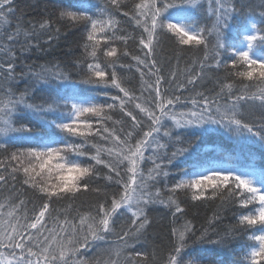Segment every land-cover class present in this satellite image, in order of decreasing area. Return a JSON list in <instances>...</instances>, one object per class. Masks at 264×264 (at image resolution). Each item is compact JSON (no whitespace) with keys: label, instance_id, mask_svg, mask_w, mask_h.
I'll return each mask as SVG.
<instances>
[{"label":"snow or ice","instance_id":"obj_1","mask_svg":"<svg viewBox=\"0 0 264 264\" xmlns=\"http://www.w3.org/2000/svg\"><path fill=\"white\" fill-rule=\"evenodd\" d=\"M204 2L105 0L94 12L84 0H46L38 23L13 29L14 0H0V187L11 190L0 202V264H224L194 257L191 245L225 248L240 236L249 243L230 264H264V164L253 147L264 161V0H206L210 23L198 16ZM62 26L84 31L80 54L66 53L67 65L26 63ZM164 42L177 62L167 77ZM186 53L199 55L180 68ZM125 58L138 89L121 71L133 67ZM221 130L233 146L201 152ZM89 191L102 199L82 211L75 202ZM215 200L236 220L218 239L209 230L219 211L208 227L176 225L187 207ZM157 207L173 218L167 248L141 250Z\"/></svg>","mask_w":264,"mask_h":264},{"label":"trees","instance_id":"obj_2","mask_svg":"<svg viewBox=\"0 0 264 264\" xmlns=\"http://www.w3.org/2000/svg\"><path fill=\"white\" fill-rule=\"evenodd\" d=\"M46 0H14V6L16 8L15 15L11 16V26L14 29L17 23H20L24 27H30L31 23H38L43 18V7ZM63 3H69V0H63ZM86 6L90 7L92 11L98 12L100 8L103 7L105 0H84ZM253 4H258L259 0H252ZM99 6V7H97ZM207 3L206 0L204 2V10L198 14L202 23H210V19L207 16ZM259 13V9H256L257 18ZM121 26L128 32L136 34L138 30L134 31V25L124 17H120ZM85 33L81 28H70L67 26L61 27V33L59 35V39L53 40L51 47L48 44L43 43L41 41L42 49H46L47 51H42L40 53L34 52L30 55L26 63L39 65L48 62H59L61 64H70L73 59L72 56L66 55V53H75L79 55L82 51L81 45L84 42ZM46 39V37H45ZM163 51L159 53L157 59L162 63L164 68V75L167 77L169 70L176 66V58L173 53L172 46L168 42H164L162 45ZM129 50L133 54H137L139 52L138 47L132 41L129 42ZM194 55L186 53L179 61V67L183 68L185 66L186 61H190L194 58ZM126 63L133 64L131 70L123 69L121 70L127 80V83L133 89L139 88L140 77L139 73L135 71L134 62L128 58H125ZM72 71L73 81L78 80L75 70L69 69ZM26 86L25 81H21L16 87L19 91H22ZM78 87H86L84 85H77ZM46 87L44 85H37V88ZM214 88L212 83H208L206 85L207 90H211ZM205 90V89H201ZM218 90V89H216ZM138 94V93H137ZM208 94V91H206ZM214 94V93H213ZM103 99V98H101ZM184 107L183 105H178V108ZM190 107V105H188ZM254 113V118H259V110L252 109L250 110ZM117 116L119 114L117 113ZM127 119V118H125ZM170 123V122H169ZM102 143V142H101ZM233 139H230L227 134L223 133V130L217 133H212L205 139V142L201 143L200 149L201 152H210L213 148H230L233 146ZM256 151V163L258 166L264 164V161L260 158V150L258 144L253 146ZM174 150L170 147V151ZM148 153H146V156ZM179 163V161H177ZM145 169L151 167L150 161H145L143 165ZM181 167H186V165H181ZM179 168H173L172 172L179 173ZM103 173H106V169H102ZM171 183V180L169 181ZM101 187L107 186V191L111 192L115 186L107 185V182L104 180H99L97 182ZM16 188L20 189L21 192H24V188L21 187V184L16 181ZM11 193L9 187H0V202H3L6 197H8ZM27 196L30 198L31 193L28 192ZM102 199L101 196H98L94 192H81L79 194V199L75 202V206L80 207L82 211H87L92 205H94L98 200ZM181 200H185L183 195L180 196ZM38 204L39 202L36 201ZM198 206L196 207H187V216L181 217L176 221V225H182L185 219H190L199 229L202 226L208 227V220L212 218L213 214L216 212H220L222 219L218 221L213 228L209 230V238L210 239H218L217 233L221 236L229 230V228L236 223V220L233 216V211L231 207H227L224 209H220V201H208L206 203L197 202ZM29 208H31V204H29ZM151 216L153 218V224L148 229L147 233V243L139 246L141 250L151 251L154 246L157 247L158 252H163L168 245L170 228L173 226V218L171 213L168 212L167 209L157 207L151 212ZM249 243L244 236H240L234 240H229L225 248L218 247L216 245L210 243L201 244L199 242L191 245L190 251H192L193 256L196 258H200L201 255L210 257L214 260L223 261L224 264H230L233 260H240V248L241 245Z\"/></svg>","mask_w":264,"mask_h":264}]
</instances>
